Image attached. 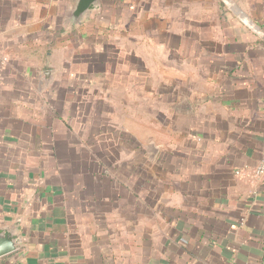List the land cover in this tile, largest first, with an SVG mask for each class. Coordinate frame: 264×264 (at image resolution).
I'll use <instances>...</instances> for the list:
<instances>
[{"label":"crops","instance_id":"crops-1","mask_svg":"<svg viewBox=\"0 0 264 264\" xmlns=\"http://www.w3.org/2000/svg\"><path fill=\"white\" fill-rule=\"evenodd\" d=\"M216 3L209 26L223 47L192 50L193 66L181 60L180 198L126 211L94 208L105 201L98 195L69 207L58 178L40 176L39 155L59 141L74 146L73 131L40 124L57 95V64L75 60L78 39L104 57V45L93 49L105 43L101 30H83L101 9L69 27L72 0H0V226L15 224L22 236L21 249L0 264H264V176L255 174L264 149V42L242 23L264 34V0ZM189 52L181 49L182 58Z\"/></svg>","mask_w":264,"mask_h":264},{"label":"rangeland","instance_id":"rangeland-1","mask_svg":"<svg viewBox=\"0 0 264 264\" xmlns=\"http://www.w3.org/2000/svg\"><path fill=\"white\" fill-rule=\"evenodd\" d=\"M216 1L100 0L101 10L92 14L96 20L83 30H101L105 43L93 49L104 45V57L92 56L80 39L74 43L77 61L58 62L57 95L40 122L59 133L74 132L73 150L59 141L38 156L47 163L40 176L58 178L69 207H80L78 197L84 198V206L95 204L91 198L97 195L105 201L93 207L101 210L145 211L177 204L181 60L193 66L192 50L223 47L215 26H209L216 23V11L219 15ZM181 49L191 56L182 58ZM72 80L74 88L66 91Z\"/></svg>","mask_w":264,"mask_h":264},{"label":"water","instance_id":"water-1","mask_svg":"<svg viewBox=\"0 0 264 264\" xmlns=\"http://www.w3.org/2000/svg\"><path fill=\"white\" fill-rule=\"evenodd\" d=\"M101 7L100 0H72V7L67 13L66 22L69 27L79 25L83 20L95 11H99ZM253 34H255L262 42H264V34L260 33L256 28L242 22ZM44 82L47 85L51 79V71L47 70L42 73ZM184 105L183 107H187ZM22 247V236L17 226H0V258L13 254Z\"/></svg>","mask_w":264,"mask_h":264},{"label":"built area","instance_id":"built-area-1","mask_svg":"<svg viewBox=\"0 0 264 264\" xmlns=\"http://www.w3.org/2000/svg\"><path fill=\"white\" fill-rule=\"evenodd\" d=\"M6 63H7V59L0 56V68H3ZM255 174L257 176H264V149L261 154L260 162L255 170Z\"/></svg>","mask_w":264,"mask_h":264},{"label":"trees","instance_id":"trees-1","mask_svg":"<svg viewBox=\"0 0 264 264\" xmlns=\"http://www.w3.org/2000/svg\"><path fill=\"white\" fill-rule=\"evenodd\" d=\"M222 6V5H221Z\"/></svg>","mask_w":264,"mask_h":264}]
</instances>
